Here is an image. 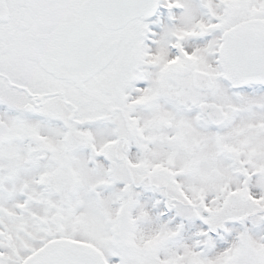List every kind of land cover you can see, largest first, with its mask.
Returning a JSON list of instances; mask_svg holds the SVG:
<instances>
[{
  "label": "snow or ice",
  "instance_id": "snow-or-ice-1",
  "mask_svg": "<svg viewBox=\"0 0 264 264\" xmlns=\"http://www.w3.org/2000/svg\"><path fill=\"white\" fill-rule=\"evenodd\" d=\"M0 264H264V0H0Z\"/></svg>",
  "mask_w": 264,
  "mask_h": 264
}]
</instances>
